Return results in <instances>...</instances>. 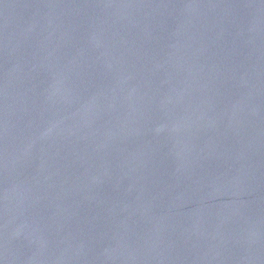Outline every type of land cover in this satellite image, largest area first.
Returning <instances> with one entry per match:
<instances>
[{
    "label": "water",
    "instance_id": "water-1",
    "mask_svg": "<svg viewBox=\"0 0 264 264\" xmlns=\"http://www.w3.org/2000/svg\"><path fill=\"white\" fill-rule=\"evenodd\" d=\"M0 264H264V0H0Z\"/></svg>",
    "mask_w": 264,
    "mask_h": 264
}]
</instances>
